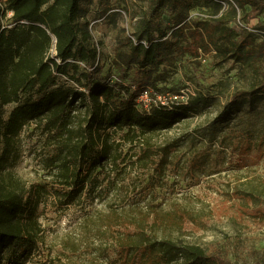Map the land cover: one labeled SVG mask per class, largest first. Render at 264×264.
I'll return each mask as SVG.
<instances>
[{
  "label": "trees",
  "instance_id": "trees-1",
  "mask_svg": "<svg viewBox=\"0 0 264 264\" xmlns=\"http://www.w3.org/2000/svg\"><path fill=\"white\" fill-rule=\"evenodd\" d=\"M145 1L132 31L119 41L111 76L103 73L82 15L92 0H0V264H26L38 249L46 229L37 209L51 196L63 210L90 208L80 230L68 234L66 250L110 238L108 250L125 264H233L182 239L194 210L162 196L187 139L171 141L161 133L215 98L189 88L186 100L169 98L184 90L175 85L177 73L197 83L196 71L212 56L218 64L240 65L247 84L234 88L219 114L197 130L201 141L239 151L242 166L253 149L264 155V23L249 25L264 15V0ZM144 90L152 97L149 108L138 101ZM11 103L17 104L5 116ZM239 110L224 133L223 124ZM251 115L261 118L256 130L244 128ZM33 123L48 149L51 184L28 183L6 167ZM210 152L198 150L199 165L207 164ZM131 169L145 176L146 186L126 183ZM255 191L244 193L259 202Z\"/></svg>",
  "mask_w": 264,
  "mask_h": 264
},
{
  "label": "rangeland",
  "instance_id": "rangeland-1",
  "mask_svg": "<svg viewBox=\"0 0 264 264\" xmlns=\"http://www.w3.org/2000/svg\"><path fill=\"white\" fill-rule=\"evenodd\" d=\"M146 7L145 0H92L84 4L82 15L90 22L104 74L115 75L113 60L119 41L125 33L132 31L136 17ZM192 13L197 14V10ZM257 22L264 23V15L253 18L249 25L255 26ZM53 54L54 49L51 51ZM195 74L199 75L198 82L190 83L186 75L177 73L175 85L184 90L189 88L193 94L200 89L205 92L209 90L215 98L198 106L184 121L176 122L171 129L162 131V137L171 141L187 139L180 149L183 154L179 165L173 167V173L164 184L166 191L162 197L168 200L167 203L178 202L194 210V217L185 224L183 240L200 244L211 252L227 257L233 264H260L264 261V189L259 196L257 190L264 188V155L253 149L245 157L247 165L242 166L239 151L221 149L218 144L212 146L209 138L201 141L197 131L219 114L234 88L247 84V77L240 65L232 62L218 64V59L212 56L203 61ZM16 104L5 107V116ZM262 106V101L257 104L258 108ZM240 112L229 116L228 123L222 127L224 133H229L228 126ZM244 123V128L256 130L261 118L251 115L244 119ZM219 134L220 130L217 136ZM43 146V137L33 123L22 131L6 167L16 171L28 183L51 184V170L45 163L48 149ZM190 146L192 151H186ZM201 148L211 150L210 160L204 166L199 165L201 160L197 159V152ZM127 176H130L126 180L130 187L137 189L147 185L142 181L145 176L136 169L129 170ZM255 186L259 189H255ZM250 190H256L259 202L250 200L244 193ZM94 206L103 209L101 203ZM89 209L71 206L63 210L53 196L41 202L37 216L46 229L45 236L26 264H125L108 250L111 248L110 238H91L75 250L62 247L71 231L80 230V223ZM69 241L72 243L74 240L69 236Z\"/></svg>",
  "mask_w": 264,
  "mask_h": 264
},
{
  "label": "built area",
  "instance_id": "built-area-1",
  "mask_svg": "<svg viewBox=\"0 0 264 264\" xmlns=\"http://www.w3.org/2000/svg\"><path fill=\"white\" fill-rule=\"evenodd\" d=\"M238 22H239L240 24H242L240 21H238ZM53 49H54V48H52V50H53ZM52 50H51V51H52ZM54 50H55V49H54ZM187 96H188V92H187L186 90H182V94H181V95H178V94L173 95V94H171V95L169 96V98H170L171 100H179V99L186 100V99H187ZM158 100H162V102H163L164 104H168V102H169L166 98H163L162 96H158ZM138 101H139L144 107L149 108V105H150V103L152 102V97H151V95L149 94V91H148V90H144V91L140 94ZM155 101H157V100L155 99Z\"/></svg>",
  "mask_w": 264,
  "mask_h": 264
}]
</instances>
